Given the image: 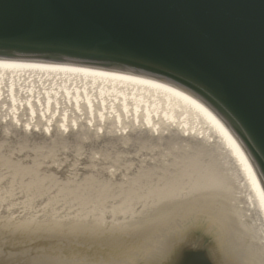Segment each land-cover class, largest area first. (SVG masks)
<instances>
[{"label": "bare ground", "instance_id": "obj_1", "mask_svg": "<svg viewBox=\"0 0 264 264\" xmlns=\"http://www.w3.org/2000/svg\"><path fill=\"white\" fill-rule=\"evenodd\" d=\"M20 90L27 94L23 102L18 101L24 93ZM9 102L19 103L20 108L7 110ZM107 104L118 112L114 128V120L98 113ZM62 106L80 113L82 109L81 116L87 114L84 119L88 122L78 120L80 114L74 120L66 113L62 118ZM111 116L115 118L113 113ZM4 121L17 128L27 121L25 130L43 134L83 132L88 135V148L97 142L95 127L101 123L100 128L114 139H110V151L99 145L100 153L125 162L129 156L120 155L134 153L131 162L135 158L138 163L148 161L143 167L139 164L136 173L126 172L127 182L115 189V183L92 176L56 183L18 164L8 169L4 166L8 161L0 156V166L8 170L5 178L13 180L9 183L12 191H0V196L13 195L1 202L0 209L10 210L4 215L15 216L13 221L0 217V242L18 243L17 252L0 244V264H165L181 238L204 229L200 226L203 217L212 224L206 227L210 237L206 245L220 264H264V191L260 181L222 121L186 91L122 72L0 60V122ZM124 124L147 135L129 134L117 150L113 142ZM83 134L82 139L75 135L74 143L84 146ZM53 185L56 191H48ZM82 187L90 191H82ZM68 196L62 199V211L39 205L42 197L50 201ZM106 197L115 201L100 205ZM21 210L35 212L23 214ZM20 234L22 240L14 242ZM36 236L61 245L68 242L76 253L84 250L83 259L49 257L45 238L32 249L30 242L37 241Z\"/></svg>", "mask_w": 264, "mask_h": 264}, {"label": "water", "instance_id": "obj_2", "mask_svg": "<svg viewBox=\"0 0 264 264\" xmlns=\"http://www.w3.org/2000/svg\"><path fill=\"white\" fill-rule=\"evenodd\" d=\"M0 60L69 64L176 86L222 121L264 191V0H0ZM208 222L203 217V230L181 238L165 264H220L206 245ZM36 237L31 248L45 238L49 257L83 259L84 250L76 253L68 242ZM8 243L3 248L15 251ZM186 249L195 253L185 256Z\"/></svg>", "mask_w": 264, "mask_h": 264}, {"label": "rangeland", "instance_id": "obj_3", "mask_svg": "<svg viewBox=\"0 0 264 264\" xmlns=\"http://www.w3.org/2000/svg\"><path fill=\"white\" fill-rule=\"evenodd\" d=\"M112 89V88H111ZM107 90V88H106ZM21 91V90H20ZM24 92V91H21ZM26 92L22 93V97H18V101L24 100L23 97H26ZM20 95V93H19ZM23 102V101H22ZM11 104L8 105V109L14 110L15 108H20L19 103H16L15 105H12L14 102H9ZM12 105V106H11ZM101 106V105H100ZM109 107H113L109 108ZM65 111H61V116L63 118L62 114H67V116L74 120L76 119L79 114L81 116V113L78 111H71L68 106H62ZM61 108V109H62ZM115 108L114 106H107L105 109L101 106L98 109V113L100 111L103 113L104 117H108L112 120H114V127H116V115H118L117 110L113 111ZM6 110V112H7ZM85 111V110H84ZM97 111V110H96ZM42 112V111H39ZM112 112L115 115V118H113ZM110 113V114H109ZM65 114V115H66ZM79 116V117H80ZM87 114H84L81 116L78 120H84V123H87L88 120H85L84 118L87 117ZM5 117L1 115V118ZM7 119H10L7 117ZM11 121L12 118L10 119ZM110 122V121H108ZM27 123V121H26ZM26 123H24L22 128L12 127V125H9L7 122H0V156L2 159L8 161L4 163V166L15 165L18 164L25 168H30L31 170H34L36 174H38L40 177L53 179L56 183L63 182V184H69L70 181H80L83 177H94L99 180L111 181L115 183V189L122 186V183L127 182L128 176L126 172L132 170L133 173H136L137 170H140L139 164H141V167L145 166L146 162L148 160H145L146 162H137L136 159L131 162V157H133L134 153H130L129 155L121 154V157L129 156L128 162L122 161L119 157L108 156L103 153H100L97 149L99 148V145L103 146L104 148H107L108 151L110 147V139H114L112 134L110 132H107L105 130H102L100 128V124L95 127V130L99 133V136L95 139H97L94 146H91L90 148L86 147V144H88V141H86V138L88 137L87 134H83V132H66L65 135H60L58 131L55 133H42L41 131H31V130H25L24 127L26 126ZM125 125V124H124ZM109 126V124H108ZM125 129L122 130L119 136H117L113 142V145H116L117 150H120L122 148L121 143L126 140L127 136L129 134L139 135H147L145 132H139V131H132L131 128L127 125H125ZM45 128V125H44ZM133 132V133H132ZM84 137L85 144L84 146H80L76 143H74V139H82V135ZM76 135V138H74ZM60 138L65 139L60 141ZM149 138V137H148ZM99 152V153H98ZM103 157V159H102ZM146 159H149L146 158ZM145 164V165H144ZM1 165V164H0ZM3 166V167H4ZM2 166H0V191H6V188H10V186L7 184L9 180L5 179V176H7V171ZM99 177V178H98ZM14 180H17L14 179ZM55 185L49 187L50 191H56L54 188ZM89 187H86L84 189L82 187V191H90L88 190ZM80 191V190H78ZM43 198L42 205L54 207L58 210L61 209V205L63 206L62 199L69 198L68 197H57L58 201L55 202L56 199L48 201L47 198ZM9 198L3 197V199H0V202L7 201ZM74 203H76L75 200H73ZM100 203L106 204L105 201H101ZM68 205V204H65ZM70 205V204H69ZM4 212V209H0V214ZM49 214H52L50 212ZM50 217V216H48ZM67 217V216H66ZM70 217V215H68ZM15 219L14 215H11L10 221H13ZM24 219V218H22ZM12 224V223H11ZM18 243H16L17 245ZM15 246V245H13ZM16 247V246H15ZM32 247V246H31ZM38 250H41V248H37ZM36 255H39L40 252L33 253ZM83 254H81L80 257H82Z\"/></svg>", "mask_w": 264, "mask_h": 264}, {"label": "snow or ice", "instance_id": "obj_4", "mask_svg": "<svg viewBox=\"0 0 264 264\" xmlns=\"http://www.w3.org/2000/svg\"><path fill=\"white\" fill-rule=\"evenodd\" d=\"M188 253H195V252L186 249L184 255L186 256V254H188ZM179 264H186V261H185L184 259H181V260L179 261Z\"/></svg>", "mask_w": 264, "mask_h": 264}]
</instances>
